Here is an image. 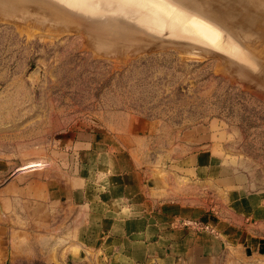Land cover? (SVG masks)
Segmentation results:
<instances>
[{
	"label": "rangeland",
	"instance_id": "obj_1",
	"mask_svg": "<svg viewBox=\"0 0 264 264\" xmlns=\"http://www.w3.org/2000/svg\"><path fill=\"white\" fill-rule=\"evenodd\" d=\"M45 22L0 14V163L14 169L29 160L56 163L65 182L88 175L101 186L104 178L95 183L96 170L80 165L86 162L88 143L99 148L90 152L98 156L101 175L107 162L102 148L109 142L104 145V136H123L142 119L156 127L152 135L139 132V146H145V138L159 154H174L184 141L193 150L211 146L224 162L264 184V22H256L243 45L255 67L165 34L153 36L156 41L137 33L135 46L107 50L86 33V21L65 22L81 28ZM149 38L153 44L146 42ZM150 152L148 147L149 162ZM71 154H77L74 171ZM163 159L159 156V163ZM4 182L0 178V185ZM208 193L205 197L214 204ZM29 197L25 190H16L10 202L0 196V259L9 258L10 264L88 263L83 253L77 260L70 255L82 241L79 215L87 207L64 197L63 203H50L42 211ZM248 264H264V244L260 257Z\"/></svg>",
	"mask_w": 264,
	"mask_h": 264
},
{
	"label": "crops",
	"instance_id": "obj_2",
	"mask_svg": "<svg viewBox=\"0 0 264 264\" xmlns=\"http://www.w3.org/2000/svg\"><path fill=\"white\" fill-rule=\"evenodd\" d=\"M136 122L138 126L123 136H104V145L109 142L102 148L107 162L101 175L93 153L99 148L92 140L88 143L86 162L81 160L80 165L96 170L95 183L104 178L101 186L88 175L82 180L71 176L65 182L59 164L29 160L41 162L42 168L21 172L18 169L29 161L16 169L0 163V178L5 180L0 196L10 202L16 190H25L28 202L39 204L42 211L50 203H63L64 197L87 207L79 211L82 241L77 253L70 254L77 260L83 253L88 261L83 264H248L260 257L263 182L224 162L211 146L193 150L184 141L174 154L156 153L147 138L145 146H139L143 141L139 132L152 135L156 124ZM148 147L150 162L145 158ZM74 155H70L76 160L70 162L72 171L77 169ZM159 156L166 162L159 163ZM208 190L214 204L205 197ZM0 264H10L9 258L0 259Z\"/></svg>",
	"mask_w": 264,
	"mask_h": 264
},
{
	"label": "bare ground",
	"instance_id": "obj_3",
	"mask_svg": "<svg viewBox=\"0 0 264 264\" xmlns=\"http://www.w3.org/2000/svg\"><path fill=\"white\" fill-rule=\"evenodd\" d=\"M0 14L32 20L37 24H44L46 19L61 25L70 18L86 21L89 30H84L91 32L89 37L93 36L101 47L107 50L113 48V51L118 48L117 45L132 43L137 33L142 38H145L144 34L152 38L165 34L173 40L203 46L207 49L205 53L221 52L242 64L255 67L256 63L243 45L249 41L250 30L256 22H264V0H0ZM66 24L64 28L68 26ZM73 24L69 26L82 27ZM140 41L141 45L146 43L145 39L143 43ZM198 52L203 51L199 49ZM42 166L41 162L29 161L18 170L28 172Z\"/></svg>",
	"mask_w": 264,
	"mask_h": 264
}]
</instances>
